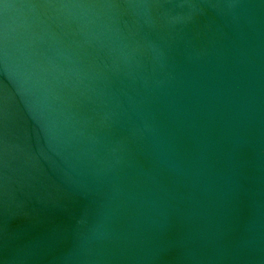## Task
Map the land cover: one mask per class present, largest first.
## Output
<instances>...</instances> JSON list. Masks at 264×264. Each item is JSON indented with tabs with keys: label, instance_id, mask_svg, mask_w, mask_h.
I'll list each match as a JSON object with an SVG mask.
<instances>
[{
	"label": "water",
	"instance_id": "obj_1",
	"mask_svg": "<svg viewBox=\"0 0 264 264\" xmlns=\"http://www.w3.org/2000/svg\"><path fill=\"white\" fill-rule=\"evenodd\" d=\"M0 264H264V0H0Z\"/></svg>",
	"mask_w": 264,
	"mask_h": 264
}]
</instances>
